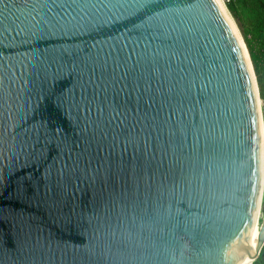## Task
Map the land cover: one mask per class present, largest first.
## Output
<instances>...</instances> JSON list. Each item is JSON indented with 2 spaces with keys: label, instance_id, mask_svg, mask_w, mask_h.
<instances>
[{
  "label": "water",
  "instance_id": "water-1",
  "mask_svg": "<svg viewBox=\"0 0 264 264\" xmlns=\"http://www.w3.org/2000/svg\"><path fill=\"white\" fill-rule=\"evenodd\" d=\"M225 7L0 0V264L259 255L261 98Z\"/></svg>",
  "mask_w": 264,
  "mask_h": 264
},
{
  "label": "trees",
  "instance_id": "trees-1",
  "mask_svg": "<svg viewBox=\"0 0 264 264\" xmlns=\"http://www.w3.org/2000/svg\"><path fill=\"white\" fill-rule=\"evenodd\" d=\"M225 3L248 48L264 113V0H227ZM261 204L264 211V195ZM250 264H264V260L254 259Z\"/></svg>",
  "mask_w": 264,
  "mask_h": 264
},
{
  "label": "rangeland",
  "instance_id": "rangeland-1",
  "mask_svg": "<svg viewBox=\"0 0 264 264\" xmlns=\"http://www.w3.org/2000/svg\"><path fill=\"white\" fill-rule=\"evenodd\" d=\"M222 1L224 2V5H225L226 4L225 3V0H222ZM235 22H236V24L238 26V23H237L236 20H235ZM238 28H239V26H238ZM239 30H240V28H239ZM262 120H263V126H264V113H263V109H262ZM261 192H262V197H263V195H264V159H263V178H262V184H261ZM263 214H264V211H263L262 204H261V208L259 209V212H258V215H257V232H258L259 224H260V222L262 220ZM262 257H264V245H263L262 250L259 253V255L256 256L254 259H261Z\"/></svg>",
  "mask_w": 264,
  "mask_h": 264
},
{
  "label": "bare ground",
  "instance_id": "bare-ground-1",
  "mask_svg": "<svg viewBox=\"0 0 264 264\" xmlns=\"http://www.w3.org/2000/svg\"><path fill=\"white\" fill-rule=\"evenodd\" d=\"M218 1H219L220 5L223 7V9H225V11H226V7L224 5V2L222 0H218ZM257 233H258L257 232V220L255 218V221L253 222L252 229H251L252 239H254V237L257 236ZM253 258H254V256H245L242 260V263L243 264H250Z\"/></svg>",
  "mask_w": 264,
  "mask_h": 264
},
{
  "label": "built area",
  "instance_id": "built-area-1",
  "mask_svg": "<svg viewBox=\"0 0 264 264\" xmlns=\"http://www.w3.org/2000/svg\"><path fill=\"white\" fill-rule=\"evenodd\" d=\"M227 0H225V2H226Z\"/></svg>",
  "mask_w": 264,
  "mask_h": 264
}]
</instances>
